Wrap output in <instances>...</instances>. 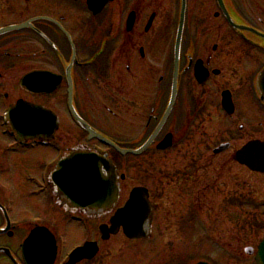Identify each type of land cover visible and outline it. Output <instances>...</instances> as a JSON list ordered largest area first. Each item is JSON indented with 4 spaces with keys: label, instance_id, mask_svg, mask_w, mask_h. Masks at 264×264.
<instances>
[{
    "label": "flooded vegetation",
    "instance_id": "obj_1",
    "mask_svg": "<svg viewBox=\"0 0 264 264\" xmlns=\"http://www.w3.org/2000/svg\"><path fill=\"white\" fill-rule=\"evenodd\" d=\"M21 26L22 30L0 35L1 154L11 146L14 152L43 146L38 141L15 142L17 136L5 121V114L19 101L51 109L39 102L45 97L55 99L64 110L63 116L54 111L59 116V127L44 145L53 149L57 160L42 167L47 169L43 183L38 172L25 169L23 176L16 178L25 159H13L12 172L0 159V178L20 180L21 195L27 203L19 206L0 197L11 222L8 233L0 236L8 240L7 244L0 242V249L9 250L10 255L0 253V264H27L22 244L37 225L48 228L56 239L53 264H118L116 259L135 248L140 264H147L143 249L161 224L166 232L171 224H178L172 233L174 246L179 245L187 230L192 238L196 220L204 223L211 219L204 203L207 194L196 196V190L201 189L198 185L202 182L210 188L212 177L209 181L206 177L197 179L200 168L196 159L210 154L212 162L219 165L213 179L222 181L228 164L246 169L236 161L239 150L251 142L264 143V0H0V31ZM38 71L59 77L60 85L54 93L37 96L20 87L23 77ZM175 89L173 109L154 144L135 158L141 163V183L125 181L120 199L124 198L123 202L119 201L113 210L90 216L63 206L51 174L75 148L108 154L120 174L125 172L111 156L119 153L91 139L90 132L76 123L70 102L95 133L134 151L156 132ZM14 92L21 96H14ZM195 132L204 136L199 145L205 149L176 151L191 142ZM167 139L169 146L160 150L159 144ZM4 140H10V144L4 146ZM175 151L197 154L191 157L186 171H170V156ZM135 187L148 190L154 209L151 236L132 240L122 229L101 232L100 227L111 224ZM168 193L172 196L164 200ZM155 199L163 201L161 214ZM200 202L203 207L197 208ZM5 217L0 210V228L7 226ZM233 218L238 230L243 216ZM79 223L86 225L84 238L67 246L60 228ZM229 238H233L232 243L227 241L232 251L234 240L243 243L238 235ZM215 241L219 243L216 252L227 251V246ZM260 242L256 247H240L235 253L256 264ZM86 243H95L96 248L80 260L76 256L77 261L72 263L73 252ZM249 248L254 250L253 255L246 253ZM192 254L188 257L193 259ZM201 262L220 264L210 259L187 264Z\"/></svg>",
    "mask_w": 264,
    "mask_h": 264
},
{
    "label": "rangeland",
    "instance_id": "obj_2",
    "mask_svg": "<svg viewBox=\"0 0 264 264\" xmlns=\"http://www.w3.org/2000/svg\"><path fill=\"white\" fill-rule=\"evenodd\" d=\"M39 49L42 50L41 47H39ZM13 95L17 97L21 96L18 92H14ZM39 102L47 105L63 116V106L56 104L55 99H46L44 97L39 98ZM67 128L71 129L66 126V129ZM202 137L204 136L199 132L193 133L191 142H186L176 151L188 152L198 149L204 150L205 148L199 145L204 141ZM6 141L4 140V146H7V143L10 144V140ZM0 144H2V142H0ZM72 144L74 143H68V146H73ZM240 144L241 143H237L235 145L239 146ZM7 148V151L3 154H1L0 151V159L3 161V164L8 167V172L13 171V159L18 158V161H23L25 159V163L22 165L23 167L17 170L16 178L23 176L24 169L30 172H38L42 177V167L44 165L47 167L51 165L53 161L57 160V154H54L53 149L50 148L34 147L30 148V150L22 149L25 152L24 154L21 153V149L14 152L12 146ZM176 151L171 153L170 156L172 157L170 160H173L170 171L173 172L176 169L186 171V166H188L189 161H191V157L197 154H176ZM201 155H203V158L196 159L199 164L198 167L200 168L197 179H205V177L207 180L209 177H212V179L210 183L208 182L210 188H207L203 182L198 185V188L201 187V189L196 190V196L207 194L204 203H207L205 209H207V214H210L211 219L205 220L204 223L200 219H197L192 231L194 236L191 238L188 230L183 232V239L178 246L177 244L174 246L172 243V241H174L172 233L175 229L177 230L178 224H171L168 229L170 230L169 232H166L163 228V224H161L160 229L159 227L157 228V234L155 233L151 241H147L145 249H143L147 264H176V262L178 264H187L202 259H210L214 262L218 260L220 264H250V261H253L243 254L237 255L235 251L243 246L256 247L258 242L264 237V175H253L246 169L228 164L225 168L224 179L216 182L213 177L215 178L218 174V162H212L210 154ZM121 163L131 183L139 184L142 171L141 163L134 159L128 160V162L124 160L121 161ZM40 182L43 183V179H41ZM20 184L21 182L18 179H9V181H6L4 178H0V197L5 196L19 206L27 204L24 197L21 195L23 188L20 187ZM171 196L172 194L168 193L163 199L165 200ZM209 198L210 200H208ZM155 202L161 214L160 209L164 208V205H162L163 201H161V199H155ZM196 203H198V201H196ZM196 207L202 208L203 205H201L200 202V205L198 206V204H196ZM196 214L200 215L197 213V210ZM237 214L243 216L241 228L238 229L241 230V235L237 230V224L233 220V216ZM59 231L63 242H65L67 246H74L79 243L76 241L84 238L86 225L84 223H79L77 225L64 226L60 228ZM202 232L205 233L202 234ZM231 234L238 235V240L243 242L240 245V243L234 240L235 251H232L229 245L230 243L227 242L229 240L232 243L231 240L233 238H229ZM212 239H217L220 244L227 246V251L222 254L216 252L219 249L217 247L219 243ZM7 241L6 238L0 237V242H5V244H7ZM136 250L137 248L132 251L130 250L124 257L118 258L114 262H118V264H140L136 256L139 252ZM191 251L193 252V259L189 258L191 254L188 257ZM217 254H220V256L218 257ZM177 257L179 259L178 261L176 260Z\"/></svg>",
    "mask_w": 264,
    "mask_h": 264
},
{
    "label": "water",
    "instance_id": "obj_3",
    "mask_svg": "<svg viewBox=\"0 0 264 264\" xmlns=\"http://www.w3.org/2000/svg\"><path fill=\"white\" fill-rule=\"evenodd\" d=\"M21 28L4 30L1 33L19 30ZM181 30L182 25L180 32ZM48 77L50 75L45 73H33L25 77L21 84L22 87L34 93H51L59 85V80L53 76L49 78L52 86H48L46 89L43 87L44 85L39 86L43 88L36 86L43 84L40 82L47 81ZM70 107L74 112L72 105ZM11 116L14 122H18L16 124L17 129L24 132L23 134L28 137L39 136L42 138L43 136H52L57 129V118L50 111L42 107L21 103L12 112ZM74 117L80 125L90 131L75 114ZM26 128L27 133H25ZM153 138L136 152L123 150H120V152L124 156L128 153L141 155L140 153L149 147ZM100 139L112 145L111 142L104 138L101 137ZM165 147L163 146V148ZM236 160L252 171L264 173V144L260 142L249 143L237 153ZM53 180L63 195L64 204H69L73 208L83 209L89 212L113 207L117 203L120 193L118 186L119 176L117 175L115 166L107 160L106 156L93 153L89 154L83 151H77L70 158L61 161L58 169L53 174ZM151 214L147 191L144 189H136L132 193L131 199L125 208L120 210L113 219V231L123 226L129 238H146L149 236ZM5 232L6 230H0V234ZM90 247L91 245H87L83 249H79L76 254L81 256ZM246 252L249 255L254 253L251 249H247ZM55 255L56 242L54 236L45 228H35L23 245V256L26 263L53 264ZM74 255L71 258L72 263L77 261L75 257L78 255ZM256 262L257 264H264V240L259 246Z\"/></svg>",
    "mask_w": 264,
    "mask_h": 264
}]
</instances>
